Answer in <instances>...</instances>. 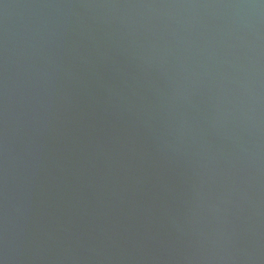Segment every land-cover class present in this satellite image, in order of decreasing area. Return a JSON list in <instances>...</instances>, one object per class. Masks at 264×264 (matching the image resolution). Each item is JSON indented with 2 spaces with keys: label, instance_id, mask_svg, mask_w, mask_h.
<instances>
[{
  "label": "water",
  "instance_id": "water-1",
  "mask_svg": "<svg viewBox=\"0 0 264 264\" xmlns=\"http://www.w3.org/2000/svg\"><path fill=\"white\" fill-rule=\"evenodd\" d=\"M0 264H264V0H0Z\"/></svg>",
  "mask_w": 264,
  "mask_h": 264
}]
</instances>
